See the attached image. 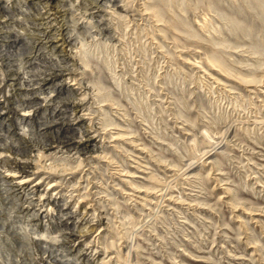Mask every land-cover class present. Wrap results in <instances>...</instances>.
Listing matches in <instances>:
<instances>
[{
    "label": "rangeland",
    "instance_id": "obj_1",
    "mask_svg": "<svg viewBox=\"0 0 264 264\" xmlns=\"http://www.w3.org/2000/svg\"><path fill=\"white\" fill-rule=\"evenodd\" d=\"M31 1L0 0V264H264V0Z\"/></svg>",
    "mask_w": 264,
    "mask_h": 264
},
{
    "label": "bare ground",
    "instance_id": "obj_2",
    "mask_svg": "<svg viewBox=\"0 0 264 264\" xmlns=\"http://www.w3.org/2000/svg\"><path fill=\"white\" fill-rule=\"evenodd\" d=\"M31 2H32L33 5H35V6H38L39 5L41 7L40 8V15H41L40 18L45 21L44 23H48V20L51 17L54 18V20H55V18L57 17V14L61 11V10L59 11V9H57V7L55 6V4H54V2L52 0H34V1L32 0ZM45 25H47V24H45ZM46 28H47V31H50L52 29V27H46ZM45 33L46 32L44 31V34ZM55 35L56 36L52 40H50V42L54 43V48L55 49L57 48L60 53L61 52H66V53H64V56L69 57L70 53L68 52L67 47L70 44V37L69 36L67 37V36L64 35L63 29H58V32ZM3 41H5V40H3ZM59 67L60 66H55L54 69H53V71L51 73H49V74L46 73L45 76L43 77V81H45V82L52 81L53 78H55V77L57 78L59 76L64 75L65 72H66L65 69H62V68H59ZM77 106H78V102L74 103L72 107L74 109H76ZM24 115H28L27 112L24 113ZM86 136L87 137L85 139L82 138L80 142L84 141L82 144L85 145V146H88L90 144V142H91V137L89 135H86ZM14 163H15L16 166H18V167H20L22 169L30 166V163L29 162H26V161L25 162H22V166H21V163L20 162H14ZM14 174H17V173L13 172L10 175L13 176ZM29 180H30V178L29 179L22 178L19 181L11 182L7 178V182L10 183L12 189L14 188V192H16L19 189H21L22 186L25 183H27ZM32 193H34V192H32ZM28 194H31V193H28ZM49 201H50V199H48V201H47V193H41L40 194V200L37 201V200L32 199L30 201V203H29V207L40 206V208H44V207L47 206V202H49Z\"/></svg>",
    "mask_w": 264,
    "mask_h": 264
}]
</instances>
